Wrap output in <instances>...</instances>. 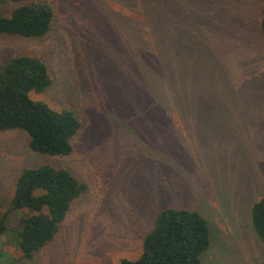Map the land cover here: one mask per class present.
Wrapping results in <instances>:
<instances>
[{
  "label": "rangeland",
  "instance_id": "374dc122",
  "mask_svg": "<svg viewBox=\"0 0 264 264\" xmlns=\"http://www.w3.org/2000/svg\"><path fill=\"white\" fill-rule=\"evenodd\" d=\"M46 1L56 12L50 31L0 33V66L40 56L53 83L33 97L73 109L82 127L62 156L33 151L24 130H0V205L10 202L23 168L43 163L70 168L87 188L32 258L18 251L25 211L13 210L0 235V264L137 258L166 206L208 219L204 264H264L250 217L264 193V0H172L193 69L175 75L154 44L164 37L145 31L153 25L141 0L136 8L126 0ZM15 5L1 0L0 15Z\"/></svg>",
  "mask_w": 264,
  "mask_h": 264
},
{
  "label": "trees",
  "instance_id": "16d2710c",
  "mask_svg": "<svg viewBox=\"0 0 264 264\" xmlns=\"http://www.w3.org/2000/svg\"><path fill=\"white\" fill-rule=\"evenodd\" d=\"M12 1L16 5L11 14L0 15V33L43 37L50 31L56 15L51 3L46 0ZM126 1L132 6L138 0ZM141 1L149 9L144 11L148 25H153L145 31L164 37L159 38L160 41L157 39L158 44L153 42L163 48L164 61L173 60L169 63L173 66V75L179 68L192 69V62L187 64V30L182 29L180 33L171 15L173 1ZM261 30L264 33V16ZM141 42L146 45L151 40L144 38ZM52 83L50 68L40 56L17 55L2 64L0 130L26 131L29 145L35 152L69 155L73 151V138L82 127L80 118L71 108H55L33 97L34 93L48 90ZM86 188L87 185L66 166L43 163L23 168L10 202L0 205V235L6 231L13 210L25 211L19 219L18 251L23 257L32 258L56 237L73 202ZM250 217L258 238L264 243V193L253 204ZM211 243L210 223L200 211L166 206L158 211L152 229L144 237L140 256L122 258L113 264H204L203 256ZM8 264H15V261Z\"/></svg>",
  "mask_w": 264,
  "mask_h": 264
}]
</instances>
